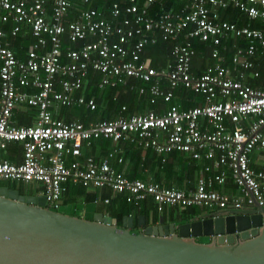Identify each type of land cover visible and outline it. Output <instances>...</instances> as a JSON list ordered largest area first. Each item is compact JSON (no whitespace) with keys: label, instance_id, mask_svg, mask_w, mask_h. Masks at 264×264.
<instances>
[{"label":"built area","instance_id":"1","mask_svg":"<svg viewBox=\"0 0 264 264\" xmlns=\"http://www.w3.org/2000/svg\"><path fill=\"white\" fill-rule=\"evenodd\" d=\"M164 1L111 0L97 8L90 0H0V22L11 23L7 32L0 28V150L20 142L22 158L17 164L0 160V180L37 183L52 210L68 181L121 193L133 205L151 199L157 212L164 206L216 210L256 203L264 208V84L246 82L257 76L252 58L264 55V0H180L178 8L168 9ZM153 5L160 10L153 11ZM220 9L238 11L245 23L221 19ZM24 27L32 39L20 59L5 38ZM230 35L245 44L223 64L219 48ZM160 40L172 42L170 59L155 68L141 53ZM194 41L211 46L215 63L192 69ZM92 74L99 88L127 84L146 94L153 108L126 114L121 105L117 115L87 123L55 117L58 108L96 107L99 98L82 92ZM178 87L198 102L156 110L157 101L169 102ZM20 106L34 109L29 124L14 122ZM96 139L111 146L100 158L81 159V147ZM122 143L197 161L194 187L126 177L112 164L122 161ZM227 182L233 191L224 189Z\"/></svg>","mask_w":264,"mask_h":264},{"label":"water","instance_id":"2","mask_svg":"<svg viewBox=\"0 0 264 264\" xmlns=\"http://www.w3.org/2000/svg\"><path fill=\"white\" fill-rule=\"evenodd\" d=\"M45 206L41 194L0 186V264H264V208L198 212L181 222L145 225L94 212ZM251 228L254 232H246ZM209 236L208 242L195 238Z\"/></svg>","mask_w":264,"mask_h":264},{"label":"trees","instance_id":"3","mask_svg":"<svg viewBox=\"0 0 264 264\" xmlns=\"http://www.w3.org/2000/svg\"><path fill=\"white\" fill-rule=\"evenodd\" d=\"M111 0H90L89 6L101 8L108 4ZM73 7H79L80 5L76 1H72ZM181 5L180 0H165L163 4V8H178ZM104 8V7H103ZM153 11L160 10V6L153 5ZM73 12V11H72ZM72 12H69L68 18H72ZM219 17L221 19H228L229 21H237L238 24L245 23L246 17L239 13L236 10H229V9H220L219 10ZM11 23H1L0 27L3 31L7 32L10 28ZM256 26H260L256 23ZM9 47L13 50L15 56L22 59L24 57L25 49L29 42L31 41V36L29 31L24 27L20 32H18L15 36H7ZM66 39L63 37V44L65 45ZM245 42L243 39L236 37V36H228L221 41V45L224 46L222 49L219 48V52L221 57L223 58V64H228L231 54L234 52L236 46H242ZM195 48V54L192 57V69H200L202 68L201 64L203 59H207L209 56V51L211 50V46L202 43V42H193ZM172 46V42L169 40H160L156 44L147 46L143 49L141 56L144 57L145 55L151 56L150 65L155 68L162 66L164 63L169 61L170 59V49ZM209 58V57H208ZM210 62L214 60L209 58ZM253 66L251 71L256 70L257 76L256 77H248L246 82L252 86H260L264 84V55L255 56L252 58ZM98 76L96 74H92L89 80H86L82 87V92L86 96L97 97L100 99V103L96 105L93 110H89L83 107L77 106H70L64 108H58L54 113L55 117L63 118L64 120H77L83 123H87L90 120L105 118L109 115H117L121 105H125L126 114H132L136 110L143 111L150 108H153L148 102V96L146 94H137L135 90H129L127 84L119 85L114 88L110 87H102L99 88L97 86V79ZM136 85H141L140 82H135ZM163 87L166 88V84L164 82L161 83ZM173 97L169 102H162L158 100V104H156V110L161 111L166 105H170L173 103H177L181 101L183 106H192L195 105L198 101L197 96L194 93L186 90L182 87H178L173 91ZM114 98V99H113ZM14 116V115H13ZM15 120L16 124H28L27 120L19 118L18 115ZM92 143H97L101 148L99 150V154L96 158L102 156L108 148L111 146V142L104 139H96ZM91 143V144H92ZM21 143L17 141H11L7 143L6 148L4 149L6 152V156L8 158L15 159L19 152V147ZM124 151L123 156L127 153L131 154L129 160L135 164V168L138 169L139 164V151H134L129 146L123 145ZM90 151V150H89ZM183 153L171 151L167 153H162L159 155L153 156L156 161L163 162V160L167 159L169 162L165 166L162 165L165 171L169 172L175 164H179V160L181 159ZM85 155H89L88 153ZM154 155V154H153ZM85 157V156H84ZM82 157L81 159H83ZM126 158V157H125ZM11 159V160H12ZM189 165L182 166V173L185 172L187 176L191 175V172L194 173L195 169L199 167V163L194 160H189ZM115 169L121 172L122 174L127 173L128 165L118 166L114 165ZM124 167V168H123ZM126 168V169H125ZM163 170V169H162ZM172 173V171H171ZM170 173V174H171ZM128 178H134L135 176H139V174L135 173V171H131L127 174ZM156 180L160 181L159 178ZM5 181H12V180H5ZM16 182V181H12ZM228 183V182H227ZM17 186H24L22 183L16 182ZM168 184V183H165ZM227 185V184H226ZM230 186V184H229ZM231 187V186H230ZM233 188V187H232ZM88 188L80 187L76 184L71 183L68 181L66 183L65 192L63 195V203H77L80 201L83 203V207L86 205H94V212H105L110 217L116 219L117 223L120 222V219L124 215L130 214L132 216L133 224L136 222V218L139 215H144L147 217V213H150L153 222L158 219L160 222H165L164 215L168 214V220L171 221L173 219L172 215H175L176 222L185 221L188 216L193 215L197 212V207L188 206L179 209L177 206H164L161 212V216L156 211L153 202L151 199H148L145 203L140 202L138 205H133L132 203L126 202L124 196L120 193H116L111 191L110 189L103 188L100 190H86ZM107 198V202H103V199ZM57 211V209H56ZM90 219V214L87 217Z\"/></svg>","mask_w":264,"mask_h":264},{"label":"crops","instance_id":"4","mask_svg":"<svg viewBox=\"0 0 264 264\" xmlns=\"http://www.w3.org/2000/svg\"><path fill=\"white\" fill-rule=\"evenodd\" d=\"M5 40L8 41L7 38H5ZM208 57L211 58V59H213L214 61L213 62H210V60H208L209 59ZM208 57H207V59H205V58L203 59V62L201 64L202 68H200V69H193V70H196V71L197 70H202L206 64H208V63L209 64L215 63L216 59L215 58H212L210 56V51H209V56ZM144 58L149 59V62L151 61V56L150 55H145ZM135 82H137V80H133V81L130 80V83H132V84L133 83L135 84ZM97 103L98 104L100 103V99H98ZM157 104H158V102H157ZM176 104H178V106L180 108L187 107V106H183V103H181V101H180V103L177 102ZM167 106L168 105H166L163 108H161V111H162V109H165ZM188 106H190V105H188ZM143 111H145V110H143ZM143 111L136 110L133 113H140V112H143ZM33 114H34V109L29 108V107L20 106V107H17V109L14 111V114H13L14 116H12V118H13V120L15 122L16 121L15 119L17 118L15 116L18 115L19 118H22L24 120H27L28 121V124H29L30 123V120H31V118L33 116ZM93 141H95V140H92L88 146H82L81 147V158L84 157V156H94V157H96L99 154V150H100L101 147L97 143H92ZM123 145L129 146L134 151H139V159L140 160H139V164H138V166H139L138 169H136L135 168V164L129 160V158L131 157L130 156L131 154L127 153L126 155H128V156H123V152H125L124 151L125 149H124V146ZM4 149H1V150H4ZM18 152H19L18 156L15 159H12V158H8L6 156V152L4 150V151L0 152V160L5 159V160H8L10 162H13V163H16L17 164L22 159L21 158V145L19 147ZM85 153L86 154L88 153L89 155H85ZM118 154H119V156H121L122 161L120 163H116L113 160L112 161L113 166L114 165L123 166L125 164L128 165V167H127V171L128 172L127 173H129L131 171H135V173L139 174V176H135L134 178H139V179H142V180L151 179L152 181L157 182V183H159V184H161L163 186H174V187L179 188V189H189V188H193L194 187V182H195L197 168L195 169L194 173L191 172V175L190 176H187L185 172L182 173V166L183 165H189V162L188 161L191 160V159H189L184 154H182L181 159L179 160V164H175L173 166V168L169 172L165 171L164 168H162L163 166H165L167 164V162H169V160H167V159L162 160L163 162L156 161L154 159V157H153V156H155V154L152 153V152H150V150H143V149L136 148L134 146H130V145H127L125 143H122L121 144V149H120V151H119ZM102 156H100V157H102ZM100 157H98V158H100ZM165 161H166V163L164 164ZM171 171H172V173H171ZM127 173H124V175L127 174ZM125 176L128 177L127 175H125ZM156 178H159L160 181L156 180ZM29 183L31 184L33 182H29ZM29 183H24V184L30 185ZM165 183H168V184H165ZM229 184L230 183L228 182L227 185L224 186V189L225 190H228V191H233L234 189L232 188L231 185H230L231 186L230 187ZM36 189H37V193L35 195L40 194L38 184H36ZM86 190H91V188H88ZM63 195H64V193H63ZM63 195H62V197H63ZM121 195H123V194H121ZM146 201H143V203H145ZM76 204H81L82 205V208H83V203H81L80 201H78ZM84 207L85 208H84V211H83L84 212V216L83 217L87 218L89 215L86 212V206H84ZM206 211H211V210H206V209L197 207V212L196 213H198V212H206ZM161 212H162V210H161ZM161 212H158L160 216H161ZM101 213L106 214L105 212H101ZM124 216H130L132 218V216L130 214L124 215ZM174 216L175 215H172L173 219L171 221H169L168 220V214H165L164 215L165 222H160V221H158V219L153 222L150 213H147V217H144V222L146 224L147 223L148 224H156V223L158 224V223L176 222V220H175L176 218H174ZM137 218H138V216H137ZM137 218H136V222H137ZM120 222H121V219H120ZM120 222L117 223V221H116L117 226L120 225ZM136 222H135V224H133V220H132V228H131V230L139 231L140 230V227L137 226Z\"/></svg>","mask_w":264,"mask_h":264},{"label":"rangeland","instance_id":"5","mask_svg":"<svg viewBox=\"0 0 264 264\" xmlns=\"http://www.w3.org/2000/svg\"><path fill=\"white\" fill-rule=\"evenodd\" d=\"M2 151H4V150H0V152H2ZM19 183H22V182H19ZM22 184H24V183H22ZM30 184V183H29ZM33 186H32V185ZM30 185H28V184H24V186H22V187H19V189H20V191L22 192V193H26V194H31V195H35L36 193H37V189H36V184L37 183H35V182H33V183H31ZM0 185H4V186H9L10 188L11 187H17V184H16V182H12V181H5V180H0ZM62 199L63 198H61V203H60V205L58 206V208H57V211L58 212H61V213H65V214H67V213H69V208H70V204H68V203H63V201H62ZM84 208L85 207H83L82 208V211H81V215L82 216H84ZM94 208H95V206L94 205H86V212H87V214L89 215L90 214V217L92 216V214L94 213ZM251 232V233H253L254 232V229L253 228H251L250 230H247L246 232ZM195 239H198L200 242H208L209 240H210V237L209 236H200V237H196Z\"/></svg>","mask_w":264,"mask_h":264},{"label":"flooded vegetation","instance_id":"6","mask_svg":"<svg viewBox=\"0 0 264 264\" xmlns=\"http://www.w3.org/2000/svg\"><path fill=\"white\" fill-rule=\"evenodd\" d=\"M0 186H4V185H0ZM5 187H7V188H10L9 186H5ZM19 187H22V186H17L16 188L15 187H11L10 189H16L17 191H18V193L19 194H26V193H22L21 191H20V189H19ZM157 224V223H156ZM158 224H163V223H158ZM145 225H151V224H146L145 223ZM132 231H135V230H132ZM135 232H137V231H135ZM197 241H199L198 239H196ZM200 242V241H199Z\"/></svg>","mask_w":264,"mask_h":264}]
</instances>
